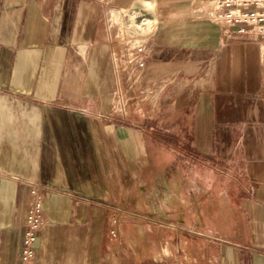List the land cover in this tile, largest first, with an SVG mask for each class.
Here are the masks:
<instances>
[{"label":"crops","instance_id":"crops-1","mask_svg":"<svg viewBox=\"0 0 264 264\" xmlns=\"http://www.w3.org/2000/svg\"><path fill=\"white\" fill-rule=\"evenodd\" d=\"M130 1L0 0V264H20L27 182L43 199L33 264L108 260L109 209L132 192L191 226L161 264H264L259 37L223 35L209 0H152L135 81L114 25ZM140 85L155 94L133 102Z\"/></svg>","mask_w":264,"mask_h":264},{"label":"rangeland","instance_id":"rangeland-1","mask_svg":"<svg viewBox=\"0 0 264 264\" xmlns=\"http://www.w3.org/2000/svg\"><path fill=\"white\" fill-rule=\"evenodd\" d=\"M262 3L264 5V0ZM131 13H134L133 16H131ZM152 15V0H131L130 3L114 17L116 34L122 37L123 30H128L127 33L132 35L131 31H134V29L131 27H134L135 29L137 28L138 32L142 33L143 41H145L151 31L149 26L152 22ZM127 27L130 28L124 29ZM256 31L264 51V24L256 28ZM148 99L149 98L142 101ZM147 191L148 189L144 191L142 197H145ZM192 193L197 195L198 191L195 190L192 191ZM135 194L136 193L132 192V196L127 203L110 207L108 214L110 228L108 232L113 239V245L111 246L109 259L107 260L105 258L100 264H122L123 262L127 264H161L163 261L166 262L171 259V253L174 247L176 249L178 247L179 257L181 256V241L177 237L173 238L170 231L176 229L179 231L187 230V228H191V226H187V222L182 221V218L179 216V218L174 216L175 218L172 220H165L163 219L164 217H157L159 215L151 212L149 205H141V194L138 196H135ZM189 209L191 208L189 207ZM205 209L208 210L205 218L211 219L210 211L212 208L205 207ZM220 209L223 217L228 219L229 215L226 216L223 213L226 212L227 209L224 207ZM167 213L174 214V211L169 209ZM113 218L117 219L116 225L112 224ZM206 223H208V221ZM217 226L218 229L223 231H227L230 228L234 230L239 229V231L241 229L237 222L231 223L229 221H223L218 223ZM196 228L199 229V225ZM113 229L116 230V235L111 233ZM236 240H238V238H222L223 242H233Z\"/></svg>","mask_w":264,"mask_h":264},{"label":"built area","instance_id":"built-area-1","mask_svg":"<svg viewBox=\"0 0 264 264\" xmlns=\"http://www.w3.org/2000/svg\"><path fill=\"white\" fill-rule=\"evenodd\" d=\"M263 0H209V17L222 27L225 36L236 34L256 35V28L264 24ZM130 27L124 28L128 29ZM134 29L132 35L123 30L122 37L117 36L119 42L125 45L126 57L135 69L131 75L135 81L142 78V71L146 67L144 58V45L142 33ZM127 37V38H126ZM154 89L140 85L132 95V101H142L152 97ZM30 202L25 217V230L23 235L20 264H33L35 259V244L38 231L43 222V199L41 185L36 182H27ZM117 219H112L116 225ZM116 235V230L111 232Z\"/></svg>","mask_w":264,"mask_h":264},{"label":"bare ground","instance_id":"bare-ground-1","mask_svg":"<svg viewBox=\"0 0 264 264\" xmlns=\"http://www.w3.org/2000/svg\"><path fill=\"white\" fill-rule=\"evenodd\" d=\"M168 187V186H167ZM170 192V191H169ZM173 197L171 196V193H168V196H167V200L166 199H162V201H167L169 202Z\"/></svg>","mask_w":264,"mask_h":264}]
</instances>
